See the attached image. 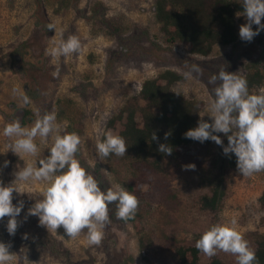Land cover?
Returning a JSON list of instances; mask_svg holds the SVG:
<instances>
[{"label":"rangeland","instance_id":"374dc122","mask_svg":"<svg viewBox=\"0 0 264 264\" xmlns=\"http://www.w3.org/2000/svg\"><path fill=\"white\" fill-rule=\"evenodd\" d=\"M56 1L44 0L36 5L34 0H0V183H12L22 192H13L14 205L23 202L15 235L10 236L6 231L8 218L0 220V242L10 243L9 251L15 254L9 264H177L175 246L195 244L210 226L226 224L232 219L237 220V229L253 249L255 237L264 234L261 223L264 210L258 203L264 190V171L252 176H243L238 170L232 172L227 177L225 196L218 210L202 209L200 198L209 195L210 181L220 170L224 157L223 148L213 141L210 164L184 170L181 165L168 163L162 175L147 177L142 185L137 195V212L143 218L148 262L142 259L139 237L132 225L110 218L111 206L110 222L99 245L88 243L87 230L70 238L63 227L56 232L47 230L39 224L37 216L28 214L35 201L43 199L46 185L19 182L15 174L29 161H36L39 166L38 161L47 157L54 143V134L44 143L36 138L40 149L37 157H18L6 148L11 143L3 136L6 124L19 120L22 126L30 128L44 114L55 113L63 131L79 134L81 144L76 158L101 182V189L114 183L123 186L128 174L121 167L112 169L101 160L96 143L106 132L117 134V130L107 127V121L128 100L138 96L141 84L165 70L177 73L182 80L172 86L173 91L186 99L200 101V119L211 123L208 103L219 81L209 84L210 77L222 68L243 76L251 62L257 60L264 41V30L251 42L240 39L239 26L246 21L243 14H238L236 43L215 46L211 55L201 57L187 53L181 45L165 43L153 15L155 0H76V7L61 9ZM72 1L75 0H69L68 4ZM94 2L104 4L108 17H123L127 31L115 38L93 35L82 15ZM37 22L53 24L55 30L44 31ZM61 34L65 40L76 35L82 46L78 53L61 57L57 64L46 52ZM57 66L60 72L54 78L52 73ZM193 66L201 71L186 79L184 73ZM24 95L30 99L27 105L22 101ZM25 110H30L34 119L23 125L27 120ZM215 135L227 146L224 134ZM5 160L9 162L7 167ZM213 257L224 264H237L234 255L222 251L212 257L201 252L200 264L208 263Z\"/></svg>","mask_w":264,"mask_h":264},{"label":"clouds","instance_id":"9594fccd","mask_svg":"<svg viewBox=\"0 0 264 264\" xmlns=\"http://www.w3.org/2000/svg\"><path fill=\"white\" fill-rule=\"evenodd\" d=\"M245 23L239 26V37L242 41L251 42L261 30H264V0H242ZM239 16V15H238ZM253 25L256 29L253 30ZM48 30H55V25L48 24ZM81 41L76 35H70L66 40L61 34L59 40H53L46 54L58 64L61 57L78 53ZM198 66H193L190 72L184 73L186 79L192 73H199ZM57 66L53 77L59 76ZM214 96L208 103V117L211 123L200 119L195 128L184 133V137L203 143L213 141L223 148L224 155L234 154L236 168L243 176H252L264 171V89L250 94L248 81L236 72L220 69L209 79V84H217ZM16 90L14 89V92ZM24 105L30 103L28 96L22 97ZM227 137V146L223 145L220 136ZM54 134V143L46 158L29 161L19 169L15 178L19 182H44L43 199L35 201L28 210L29 215L37 216L39 224L47 230L56 232L63 227L70 238L78 237L87 230V241L90 245H99L104 237V228L110 222L109 206L116 205V216L120 220H130L136 215L139 200L136 195L126 190L119 183L102 190L101 182L81 166L76 158L81 144V138L76 132H65L56 121L55 113H46L38 118L34 125L24 127L19 120L5 125L3 136L11 143L6 145L18 157H37L39 147L36 138L41 143ZM104 138L96 143L98 157L103 160L114 154L125 156L128 145L121 135L111 132L103 134ZM170 132L164 134L167 140ZM151 140L158 141L156 133H151ZM157 151L164 155H172L173 147L159 143ZM7 152V151H6ZM8 161H4L7 167ZM184 170H195L194 164L182 166ZM13 192H18L11 184L0 183V220L7 217L6 231L10 236L15 235L18 228L17 217L23 208L20 201L14 205ZM237 220L232 219L226 224L210 226L196 241L195 247L203 254L212 257L218 251L230 253L236 257L237 264H258L256 253L249 247L248 241L237 229ZM27 239V236L24 237ZM10 243L0 242V264H9L15 254L9 251ZM26 259V258H25ZM27 260V259H26Z\"/></svg>","mask_w":264,"mask_h":264},{"label":"trees","instance_id":"16d2710c","mask_svg":"<svg viewBox=\"0 0 264 264\" xmlns=\"http://www.w3.org/2000/svg\"><path fill=\"white\" fill-rule=\"evenodd\" d=\"M36 5L44 0H34ZM69 1V0H68ZM67 0L56 1L58 9L76 7V0L68 4ZM71 1V0H70ZM79 11V10H78ZM243 14L242 0H155L153 15L159 25V31L168 45H181L187 53L208 57L215 46H231L236 43V16ZM82 17L88 21L92 34L104 35L109 38L120 37L127 31L123 17H108L102 2H94ZM37 25L47 29L49 23ZM243 77L248 81L250 94L258 93L264 88V41L257 60L251 62ZM177 73L165 70L155 77L145 80L137 97L128 100L120 111L107 121L109 129L117 130V134L125 138L128 145L125 156L117 157L110 154L104 159L111 165L121 167L128 178L123 186L127 191L138 195L142 185L150 176H160L165 172L168 163L184 166L194 164L195 167L210 164L209 152L212 141L200 143L187 139L184 133L197 126L200 120L202 103L194 99H186L182 94L173 91L172 86L181 81ZM26 121L32 122L34 117L30 110H25ZM155 132L158 141L151 140ZM170 132L167 140L164 134ZM215 134V133H214ZM104 138L101 136L100 140ZM159 143L173 147L172 155H164L157 151ZM234 154L224 155L220 170L210 181V193L200 198L202 209L216 211L225 196V184L228 175L236 171ZM258 203L264 210V190ZM110 218L116 216V205L112 204ZM142 216L136 212L133 219L120 223H130L139 237L142 259H147V243L143 238ZM264 225V217L261 219ZM170 244L171 240L169 241ZM174 244V243H173ZM253 250L258 264H264V234L255 237ZM177 264H200L201 252L191 245L174 247ZM206 264H224L219 258L213 257Z\"/></svg>","mask_w":264,"mask_h":264}]
</instances>
